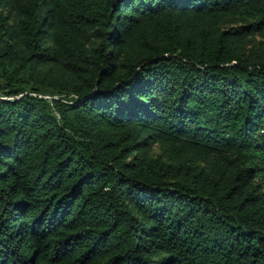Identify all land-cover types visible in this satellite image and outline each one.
<instances>
[{
	"label": "trees",
	"instance_id": "1",
	"mask_svg": "<svg viewBox=\"0 0 264 264\" xmlns=\"http://www.w3.org/2000/svg\"><path fill=\"white\" fill-rule=\"evenodd\" d=\"M0 264H264V0H0Z\"/></svg>",
	"mask_w": 264,
	"mask_h": 264
}]
</instances>
